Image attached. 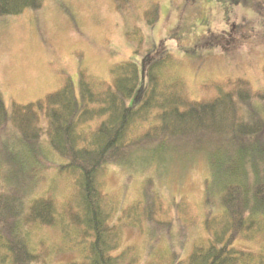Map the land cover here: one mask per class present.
<instances>
[{
	"label": "trees",
	"instance_id": "16d2710c",
	"mask_svg": "<svg viewBox=\"0 0 264 264\" xmlns=\"http://www.w3.org/2000/svg\"><path fill=\"white\" fill-rule=\"evenodd\" d=\"M45 1L0 0V18L39 10ZM146 18L147 25L157 22V5ZM145 62L147 88H140L139 66L122 62L113 67L110 82L82 74L79 94L69 82L44 100L13 104L11 112L0 93V130L13 127L27 147L19 163L35 158L44 140L65 161L59 173L75 185L62 207L51 197H31L24 180L0 183V264L40 262L29 246L32 225L57 227L68 236L73 226L91 238L84 260L68 264H140L130 249H120L125 225H148L155 237L170 234L178 217L161 219L167 213L149 189L151 180L143 199L119 217L100 177L112 166L136 170L155 162L167 169L174 162L170 156L178 155L190 163L198 155L206 159L224 218L207 219V240L185 258L172 250L170 258L147 264H264V253L235 246L237 237L264 231V91L238 78L226 87L217 84L211 98L192 100L182 79L168 70L176 64L174 56L148 55Z\"/></svg>",
	"mask_w": 264,
	"mask_h": 264
},
{
	"label": "rangeland",
	"instance_id": "374dc122",
	"mask_svg": "<svg viewBox=\"0 0 264 264\" xmlns=\"http://www.w3.org/2000/svg\"><path fill=\"white\" fill-rule=\"evenodd\" d=\"M154 5L159 18L150 26L146 12ZM198 43L207 45L196 47ZM167 53L176 63L169 72L182 79L192 100L211 98L217 84L226 87L238 78L264 91V0H47L39 10L0 18V93L11 112L13 104L44 100L69 82L79 94L82 74L110 82L113 67L122 62L139 66L140 88H147L145 59ZM260 109L264 116L263 104ZM24 151L13 127L0 130V183L24 180L31 197H51L64 207L75 188L71 178L59 173L65 161L44 140L41 152L21 164ZM171 157L167 169L155 162L136 170L112 166L100 177L119 217L143 199L148 180L167 213L168 219H161L178 217L170 234L162 231L155 237L148 225H125L120 249H130L140 264L170 258L172 250L185 258L207 240V219L224 218L206 159L198 155L190 163L186 155ZM29 229L30 249L40 261L34 264L83 261L91 242L73 226L69 236L57 227ZM235 246L264 253V231L237 237Z\"/></svg>",
	"mask_w": 264,
	"mask_h": 264
},
{
	"label": "flooded vegetation",
	"instance_id": "af4514ba",
	"mask_svg": "<svg viewBox=\"0 0 264 264\" xmlns=\"http://www.w3.org/2000/svg\"><path fill=\"white\" fill-rule=\"evenodd\" d=\"M191 4H195L197 0H188ZM201 43L196 44V47H198Z\"/></svg>",
	"mask_w": 264,
	"mask_h": 264
}]
</instances>
